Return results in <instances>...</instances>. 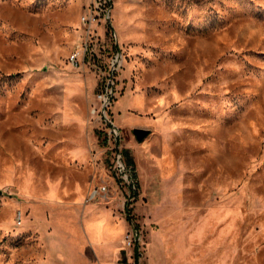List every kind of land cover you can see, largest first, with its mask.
Masks as SVG:
<instances>
[{
	"label": "rangeland",
	"instance_id": "374dc122",
	"mask_svg": "<svg viewBox=\"0 0 264 264\" xmlns=\"http://www.w3.org/2000/svg\"><path fill=\"white\" fill-rule=\"evenodd\" d=\"M88 2L0 0V264L88 260L66 246L117 188L115 144L136 167L146 264H264V0H111L72 67ZM116 48L110 147L88 109Z\"/></svg>",
	"mask_w": 264,
	"mask_h": 264
},
{
	"label": "built area",
	"instance_id": "2783aa9c",
	"mask_svg": "<svg viewBox=\"0 0 264 264\" xmlns=\"http://www.w3.org/2000/svg\"><path fill=\"white\" fill-rule=\"evenodd\" d=\"M111 0H89L88 5L84 6L82 11L78 15V23L80 25V38L82 42L74 43L67 53L66 60L72 67H81L82 58L86 52L87 44L91 43V39L97 42V35L95 25L98 24V20L102 19L104 22L110 23V11ZM111 25V24H110ZM108 25V26H110ZM111 31H113L111 29ZM92 33V34H91ZM114 44L117 47L116 38ZM94 47L88 49V54L93 55ZM114 53L109 62V71L106 76V88L96 93L94 99L97 104L90 106L88 113L98 123L105 122L109 124L108 130L102 126L105 131L106 141L112 146L111 141L119 139V127L113 120L110 112L111 104L115 98L114 87V72L121 64V54ZM109 115V116H107ZM105 120V121H104ZM100 124V123H99ZM120 145L115 144L111 153L109 154L108 169L110 171L111 178L115 180L116 190L120 199V213L126 219L128 224V230L125 231L121 238V250L129 255V264H143L144 251L142 248V236L141 231L137 223L132 217V208L134 203L140 198L139 180L136 171V167L133 162L128 161L126 157H123V153H119ZM107 188L105 185H100L97 188H91L88 191V200L94 199L100 194H106ZM16 224L19 223V215L15 216Z\"/></svg>",
	"mask_w": 264,
	"mask_h": 264
},
{
	"label": "crops",
	"instance_id": "0c3cea01",
	"mask_svg": "<svg viewBox=\"0 0 264 264\" xmlns=\"http://www.w3.org/2000/svg\"><path fill=\"white\" fill-rule=\"evenodd\" d=\"M107 199L108 201L104 204H88L84 206V217L87 218L84 221V228H82V230L75 229L73 235L74 240L66 246L70 262L72 259L70 258V256H72L71 247H73L77 251H85V254L75 253V257L79 256L77 258L81 260L82 255L88 257L86 262L83 258L80 262L81 264L90 262L93 264H129V255H124L125 253L121 250V238L123 233L128 230V224L120 213V201L117 200L118 194L116 190L110 192ZM141 200L142 199L139 198L134 203L132 217L141 231L142 248L144 251L143 264H146L144 262L147 258L146 247L148 244H151V241L147 244L146 240H144L145 225L142 219L140 220L139 214H137L136 211V213L134 212V207ZM94 222H100V225H92ZM148 252H151L150 247H148ZM59 254L62 255L61 252H59ZM75 257L74 260L77 259Z\"/></svg>",
	"mask_w": 264,
	"mask_h": 264
},
{
	"label": "water",
	"instance_id": "95a60500",
	"mask_svg": "<svg viewBox=\"0 0 264 264\" xmlns=\"http://www.w3.org/2000/svg\"><path fill=\"white\" fill-rule=\"evenodd\" d=\"M136 140L140 141L146 134L147 131L143 129H133Z\"/></svg>",
	"mask_w": 264,
	"mask_h": 264
}]
</instances>
